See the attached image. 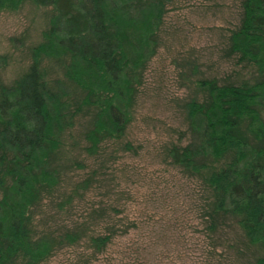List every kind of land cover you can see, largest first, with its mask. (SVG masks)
Listing matches in <instances>:
<instances>
[{"label": "trees", "instance_id": "16d2710c", "mask_svg": "<svg viewBox=\"0 0 264 264\" xmlns=\"http://www.w3.org/2000/svg\"><path fill=\"white\" fill-rule=\"evenodd\" d=\"M22 1L0 0V8L15 9ZM30 1L51 5L53 13L28 69L0 86V264H42L83 238L91 252L70 264H93L91 256L122 232L116 222L88 233L87 217L68 225L45 214L37 227L34 213L58 184L63 136L76 115L91 113L84 133L89 154L124 134L171 0ZM226 48L236 63L252 67V77L197 79L198 93L183 103L190 138L167 146L166 155L207 187L202 214L214 242H223L216 234L233 220L247 242L262 249L245 264H264V0L240 1ZM42 55L56 58L65 80L78 89L73 101L50 86ZM87 180L63 194L57 213ZM213 260L209 264L222 262Z\"/></svg>", "mask_w": 264, "mask_h": 264}, {"label": "rangeland", "instance_id": "374dc122", "mask_svg": "<svg viewBox=\"0 0 264 264\" xmlns=\"http://www.w3.org/2000/svg\"><path fill=\"white\" fill-rule=\"evenodd\" d=\"M240 1L171 0L167 4L158 45L143 71L124 134L89 154L84 133L91 113L74 117L63 136L58 184L52 196L42 199L43 210L34 213L37 227L45 214H55L54 220L68 225L87 217L88 233L104 232L107 222H116L122 232L91 256L93 264H209L212 257L221 259V264H245L262 252L247 242L233 220L216 234L222 235L223 242H214L202 214L207 187L200 176L182 171L166 155L167 146L190 138L183 103L198 93L197 79L237 81L253 75L252 67L226 54ZM52 13L51 5L30 0L15 9L0 8V86H9L28 69ZM40 67L52 88L63 89L71 101L76 98L78 89L65 80L56 58L42 55ZM85 179L71 205L65 204L57 213L63 194ZM100 207L104 213L93 212L92 208ZM84 239L61 248L42 264H70L90 253Z\"/></svg>", "mask_w": 264, "mask_h": 264}]
</instances>
